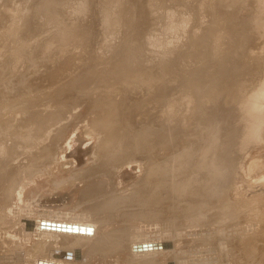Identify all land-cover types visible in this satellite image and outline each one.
Returning a JSON list of instances; mask_svg holds the SVG:
<instances>
[{"label": "bare ground", "instance_id": "bare-ground-1", "mask_svg": "<svg viewBox=\"0 0 264 264\" xmlns=\"http://www.w3.org/2000/svg\"><path fill=\"white\" fill-rule=\"evenodd\" d=\"M66 1L57 3L59 7L64 6V4L66 6L70 0ZM189 1L147 0V3L152 12L164 11L162 13L164 17L162 23H167L166 21L171 18L178 20L182 16L176 15L178 11L171 10L167 5L172 4L170 7H174L175 4L181 6ZM246 2L249 6V10H247L249 12L244 18L242 16H240L241 18L238 17L239 14L229 15L230 11L221 10L225 17L218 19V22L224 24L227 31L224 41L216 47L218 52L238 55L244 51L245 47L248 49L249 44L257 42L261 34L263 35L264 27L259 21L262 19L263 9H260L264 7V0H246ZM207 3L208 0H204V3H200L198 7L199 10L201 8L204 15L207 9L213 13L216 6L224 7L227 10L240 7L239 0H217L215 5ZM20 15L19 18L21 19ZM144 18L146 19L145 16ZM144 18L142 17L143 20L139 22L146 21ZM13 19H16V17H13ZM117 21L120 25L124 23L121 13H118ZM13 23L16 24L15 21ZM174 27H176L174 31L178 34L185 31L182 21L175 23ZM250 31H255L256 37L251 35ZM249 32L254 38L249 35ZM52 37H50L47 44L48 51H51L56 44ZM261 46H257L260 53ZM141 48L142 44H134L131 50L133 53H140ZM262 48H264V45ZM210 53L215 54V50L210 49ZM262 53L264 54L263 50ZM261 54L258 56H260L259 59L263 63L264 56L263 54L261 56ZM255 55L254 60L252 58L248 59L247 56L249 55L246 56V62L251 60L250 65H248L249 62L245 63V66L244 63H241L244 67L248 65L249 70L247 67L244 68L234 63L235 66L244 69L243 73L246 69L249 71V74L244 75L240 71L244 77L232 74L227 59L217 63L213 72L219 75L215 77V84L209 87H202L204 82L197 70L192 72V76L188 81L183 80L181 83L170 86L168 84L157 85L153 83L151 76L155 73L147 71L139 76L137 82L141 84H133L132 89L123 90L121 84L117 88L114 87L112 89L114 99H108L99 112H92L90 116H87L86 112H72L69 116L57 117L45 113V111L38 118H30L31 122L30 120L24 124L22 122L21 127H15L16 123L14 126L12 125L19 128L14 133L1 127L0 177L3 173H6V169H9L11 164H14L10 160L17 142L24 141L23 139L20 141L22 136L24 137L28 132H31L32 138L31 136L29 138L32 142L35 141V147L29 151L27 150L29 157L26 158L25 162H20L21 164L17 166L13 165L14 168L11 166V171L4 174V177L2 176L5 181L0 182V264H29V259L35 253H37L35 255L40 254L39 256H41L47 253L49 249L52 251V248L58 251L54 253L52 251L54 255L50 257L59 260H52L49 257H47L48 259L37 258L34 259V264H37L38 261V264H46L45 262L71 264L69 261L75 259L74 262L80 264L85 262L86 264H92L93 262L101 264L109 259L115 261L112 264H178L183 260L192 262V264H196L194 262L212 264L210 261L207 263L205 256L208 254L207 250L211 249L213 240L207 243V238L194 237L195 239L190 244L203 250L200 255L199 252L195 253L196 251L190 252L189 247L186 245H184L186 248H183L178 239L183 233L182 230L188 232V234L186 233L188 236H192V231L215 227H219L222 234L226 232L227 228L240 227V229L233 233L236 234L235 237L227 239L225 245L223 243L220 249L214 250L216 257L214 264H264V229L261 228V231L249 235L245 233V229L248 227L242 228L245 223L244 215L247 216V220L251 219L254 224L258 222L260 227L264 226V217L256 206L249 204L244 198L235 197L236 195L230 194L229 191V186L234 185L232 182L231 185L229 183L231 181L229 168L232 166V160H236L238 157L237 154L231 153V148L236 143V146L238 144H244L245 146L249 143L252 144L254 141L260 140L261 143V140H264L262 139L264 111H262L261 108L263 107L260 105L261 100L264 98V64L259 63L258 58H256L257 54ZM261 57L263 58L261 59ZM186 58L187 55L181 56L183 61H186ZM189 59L188 57L187 60L189 61ZM72 61L70 62L74 63ZM236 69L238 70V68ZM222 71L229 72L223 74ZM46 77L50 81L51 77L49 75H46ZM120 78L122 76L109 79L118 81ZM43 80H46L45 77ZM40 81L42 79L38 82L43 85ZM236 82L240 89L244 87V91H242L243 100L238 101L237 104L232 103L230 114L224 115L221 120L211 123V120L217 117V114L213 113L222 110V107H227L223 106L228 100L227 91H231ZM57 91L60 90H53V92ZM124 92L137 94V98L132 102L122 100L119 102L118 97L122 96ZM47 103L50 102L47 101ZM263 103L262 101V105H264ZM50 105H54V103ZM56 106L55 104L52 109H55ZM201 106L204 108L200 109ZM87 108L88 106L86 110ZM194 108H196L195 113L193 112ZM240 110H244V113ZM18 113L20 114V112ZM83 114L86 115V118ZM238 114L241 115V119L236 117ZM230 115L233 116V119L230 120L229 125L224 130L225 144L221 153L214 152L212 147L214 145H211L214 144L213 136L211 137L213 142H210L211 138L207 137L210 132L205 133L208 129L202 130L206 134V136H203L202 127L197 132L198 129H194L195 124L190 126L192 128L189 133L190 137L185 136L188 137L190 145L188 146V142H185L187 143L185 148L183 144L182 147L178 148L175 137L180 136V134L176 136L175 134H177V131L182 130V127H184L182 123L185 121L198 118L196 123L203 126L208 120L213 127L217 123L218 129L221 130V124ZM171 117H173L172 122L174 121L175 127L169 125L171 121L169 118ZM83 118L85 119L83 120ZM18 120H20V117ZM81 120L85 125L82 131L86 132L83 134L94 142L93 152L88 162L74 175L72 173V178H70L72 175L68 177L69 174L66 176L70 179H64L65 176L62 179L60 169L63 164L60 161L56 162V159H59L57 155L60 149L63 148L60 146L61 140L69 131L68 129ZM183 136L181 134L182 138ZM29 145L30 143L26 147L28 148ZM216 154L221 155L223 158L221 162L218 161L219 155ZM224 154L226 156L223 157ZM25 156H27L26 153ZM235 160H233V163ZM56 163L61 164V167L60 165L57 166ZM239 164L240 162H238ZM132 166L137 167L138 176L133 181L123 182L122 176L125 173L123 170ZM66 170L67 172L64 173L68 174L70 169L69 171L68 168ZM51 176H55L56 180L49 181L47 177ZM0 180L2 181L1 178ZM37 181H43L51 188H71V185L75 187L72 184L74 181H79L80 184L77 186V199L74 198V194L73 198L76 200L72 201V207L70 206L73 209V203L76 205L75 210L73 209L74 212L73 210L72 213L71 210H68L70 213L58 212V217H55V219L42 218L43 220L37 221L38 224H40V221L45 222L44 227L40 230L43 235L39 238L40 241L46 242L40 243L34 251L26 252L21 245L13 242V238L10 237V230L19 222H17V215L15 216L16 208H18L15 207L16 203L13 206L15 207V213L9 211V208L12 209L9 204L13 203L10 200L15 194H22L28 182ZM217 185L218 188H216ZM67 209L69 208L67 207ZM64 211L67 210L64 209ZM244 211H246V214ZM225 219L230 220L227 225L222 223ZM247 220L245 221L247 222ZM49 224L69 225L70 228L72 227V231L51 230L47 228ZM144 226L146 229L151 228L152 231L147 232L144 230ZM74 231L79 232L73 233ZM188 236L185 235V237ZM215 240L217 242V239ZM132 245H134V252L131 251ZM73 253L77 258L71 260L70 257L72 256V259L74 257ZM180 259L182 260L180 261Z\"/></svg>", "mask_w": 264, "mask_h": 264}, {"label": "rangeland", "instance_id": "rangeland-1", "mask_svg": "<svg viewBox=\"0 0 264 264\" xmlns=\"http://www.w3.org/2000/svg\"><path fill=\"white\" fill-rule=\"evenodd\" d=\"M61 1L66 0H0V128L3 127L4 130L14 133L15 130H19V128L15 127H21L24 123L29 122V120L31 122L30 118H38L44 114L45 111V113H50L57 117L69 116L72 112H86L87 116H90L92 112H99L108 99H114L112 90L114 87L117 88L118 85L121 84L123 90H125L132 89L133 84H141L137 81L143 72L149 71L155 73L151 76L153 83L157 85L168 84V86H170L181 83L183 80L188 81L192 76V72L197 70L200 72L199 74L202 76L204 82L202 87H209L215 84V77L219 75L213 72L215 65L219 62H223L227 59L232 74L236 76L241 75L242 77H244V74H249L248 65H250L251 60L248 61V59L252 58V60H254V55L257 54L256 58H258L259 63H261L259 59L260 56L258 55L262 53V50L264 51V48H262L264 45V31L257 42L249 44V48L247 49V47H245L247 50L244 48V51L238 55L222 54V52H218L216 49L217 45H220L221 42L224 41L227 31L226 26L218 22V19L220 20L222 17H225L221 10L230 11L229 15L239 14L238 17L242 16L244 18L249 12L247 11L249 10V6L246 0H239L240 7H234L230 10L221 6H216L214 8L215 11L211 13L208 9L206 10L204 8L203 10H206L205 15L201 8L200 10L198 9L200 3H204V0H190L188 3L185 2V4L181 6L175 4L174 7H170L172 4H168V8L173 11H178L176 15L182 16H180L178 20L171 18L166 21L167 23H162L164 18L162 13H164V11L152 12L147 0H70L66 6L64 4V6L59 7L58 3H61ZM216 1L217 0H208L207 4L213 3L212 5H215ZM179 7H181V9H179ZM23 8H25V10H23ZM262 9V19L260 17L261 20L259 23L264 27V7L260 10ZM167 11H169V9H167ZM118 13H121L124 18V23L121 25L117 21ZM218 14H220L219 17ZM13 17H16V19H13ZM142 17L147 22L143 21L140 23L139 21L143 20ZM185 17L186 21L184 22ZM13 20L18 25L14 24ZM181 21L183 22L185 31L184 33L182 32V34H178L174 31V28H176L174 26L175 23ZM250 32L251 35L256 37L255 31ZM51 36H53L52 39L56 41V44L51 51H48L47 44ZM251 37L254 38L253 36ZM134 44H142L140 53L132 52L131 48ZM181 45H183V47H181ZM257 46H261V53ZM210 49L215 50V54L210 53ZM182 55H187V58H190L189 61L187 58L186 61H183L181 59ZM239 55L244 58L241 59L242 57ZM129 56L131 57L127 60ZM246 56L249 63L245 60ZM262 58L263 57H261V59ZM262 62L261 64L263 65L264 58ZM234 63L241 67L248 63L246 66L248 70H245V72H248L243 73L244 69H240V67L237 65L235 66ZM241 63L244 64L242 65ZM236 68H238V70ZM235 69L239 73L242 71L241 73L243 75L241 73H238V75ZM228 72L229 71H222L223 74H228ZM126 74L128 75L126 76ZM46 75L51 77L50 81L47 80ZM43 76L47 82L43 80ZM119 76H122V78L119 79L121 81L109 79ZM41 79L42 81L40 82L43 83V85L38 82ZM43 81L47 83V85H45ZM237 82L234 83L231 91H227L228 100L223 106H227L228 108L222 107V110H217L213 113L215 115L217 114V117H214L211 123L221 120L224 115L230 114L232 109L230 105L232 103L237 104L238 101L243 100L242 91H244V87L240 89ZM56 89L60 91L53 92V90ZM135 98H137V94H128L124 92L122 96L118 97V100L119 102H121V100L124 102H132ZM47 101L50 103H47ZM262 101L264 102V98L260 103L261 107L264 108ZM52 103H54V105H50ZM47 104L50 107H48ZM55 104L57 105L56 108L52 109ZM87 106L88 108L86 110ZM202 108L204 107L201 106L200 109ZM263 108H261L262 111H264ZM241 111L244 113V110H240V112ZM18 112H20V114ZM193 112H196V108L193 109ZM84 116L86 118V115ZM17 117H20V120L22 119L21 122ZM232 117L231 115L230 117L227 116L220 126V128L222 127L221 130L218 129L217 123L213 127L209 124L208 120V123L206 121L203 126L196 123L198 118L185 121L182 123L184 125L182 130H179L180 132L177 131V134H175V136L180 134V136L175 137L178 148L182 147V144L184 148L186 147L185 144L187 143L185 142H188L190 129H192L190 126L195 124L194 129H198L197 132L201 129L200 127H202L201 131L203 129L212 131V134L211 131L208 130L205 131V133L207 134V132H210V135L207 134V137L211 138L213 136L214 142L212 138L209 139L210 142L214 143L211 144L214 145L212 146L214 152L221 153L224 148L223 145L225 144L223 133L225 128L229 125L230 120L233 119ZM236 117L241 119V115L239 114ZM85 118H83V120ZM169 119L171 120L169 125L175 127L174 121L172 122L173 117ZM83 120L71 126L67 134L61 140L60 146L63 148L61 147L62 149H60L57 155L60 160L57 158L56 162L58 163L60 161L66 169L68 168V171L69 169L71 171L65 174L67 170L65 169V171L62 165L64 170L63 171L62 168L60 169V176L62 175V179L64 176V179L70 177L72 173L74 175V173L79 171L85 163L88 162L92 155L94 142L83 134L86 133L82 131L85 126ZM14 124L15 127H13ZM206 124L207 126H205ZM181 134L184 135L183 138ZM202 134L206 136L203 131ZM187 135L188 137H185ZM30 136L32 138L31 132H28L24 137L22 136L20 141L22 139L24 141H18L16 147H14V154L10 160L12 161L11 163H14V166L24 163L26 158L29 157L28 151L35 147V141L32 142L29 138ZM263 136L264 132L262 133V139H264ZM181 140L182 142L183 140L187 141L182 143ZM259 141H254L252 144L249 143L245 146L244 144H240L241 146L238 144L236 146V143L231 148V153L237 154L238 157L236 160L233 159L235 160L234 163L232 160V166L229 168L231 174V181L229 183L230 185L234 183V185H231L233 188L229 186L230 190H228L230 194L236 195L235 197L244 198L249 204L256 206L260 214L264 217V140H261V143ZM25 143L27 146L30 143L28 148ZM187 145H190L189 142ZM25 153L27 156H25ZM226 154H224L223 157L226 156ZM222 160L223 158L219 155L218 161L221 162ZM238 162H240V166ZM57 163L56 165H60L61 167V164L58 165ZM13 165L11 164L14 168ZM11 166L9 169H6V173L11 171ZM123 171L125 172L122 176L123 182L133 181L138 176L137 167L135 168L132 166L125 168ZM61 172L65 173L62 174ZM6 173H3L2 176L4 177ZM66 175L69 176L67 177ZM73 175L70 178H72ZM2 176L0 177L2 179L0 182L5 181ZM54 177L51 176L47 178L49 181H53L55 179ZM72 184L75 187L71 185V188H51L43 181L28 182L21 195L15 194L12 200H10V202L13 203L9 204L12 208L11 210L9 208V211L15 213L14 208H19H16L18 212L16 211L15 214V216L17 215L18 217L17 222L19 223H16V226L10 230V237L14 239H12V241L21 245L26 252L34 251L40 243L46 242L40 241L39 238V236L41 237L43 235L40 230L44 227L42 224L45 222L40 221V224H38L37 221L48 218L55 219L61 212L64 213L71 210L70 212L72 213V210H75L74 207L76 205L74 203L73 209L70 208V206L72 207V201L74 202L77 199L76 191L80 183L79 181H74ZM218 187L217 185L216 188ZM73 196L76 198L75 200ZM21 204L23 207H21ZM14 205L15 207H13ZM67 207L69 209H67ZM13 209L14 211H12ZM64 209L67 211H64ZM244 212L246 214V211ZM235 213L237 214V212ZM246 217L244 215L245 223L242 227L244 229L248 227L245 229L246 234L250 235L251 233H257L259 230L261 231V228L264 229V226L260 227L258 222L254 224L251 219H249V221ZM245 220H247V222ZM229 221V219H225L222 223L227 225ZM50 225L51 224L47 225V228L52 230L53 228ZM143 228L147 232L152 231L151 228L146 229L145 226ZM239 229L240 227L227 228L224 234L229 235L220 233L219 227L208 228L207 230H195L191 232L193 237L191 235L188 236V232L182 230L183 233L180 231L182 235L178 241L181 242L183 248L188 246L190 252L196 251L195 253L199 252L201 255L203 250L199 247L196 248V246H191L190 243L197 238V236L200 238H207V243L213 240L211 249L207 250L209 255L206 254L205 258H207V263L210 261L214 264L216 259L214 250L220 249L223 243L225 245L227 239L235 237L236 234L233 233L239 231ZM77 232L79 231H74L73 233ZM231 232L232 234H230ZM185 235L188 237H185ZM37 238L39 239L35 241ZM215 239H217V242H215ZM185 242H187L188 245L187 243L185 244ZM52 251L54 253L58 250L52 248ZM52 251L49 249L47 253L41 256H39V253V255H35L37 254L35 253L33 257L29 259V264H34L37 258L48 259L47 257H49V259L52 258V260H55L56 258L50 257L54 255ZM131 251L134 252V245H132ZM79 254L78 252V255ZM73 256V259L71 258L72 256L70 257L71 260L77 258L74 253ZM181 260L182 259H180V261ZM74 261H76V259ZM74 261H69V263H78ZM105 261L101 264H105ZM183 261H181V263L178 262V264H182V262L183 264H192V262ZM114 262L113 259H109L106 261V264H112ZM201 262L204 261L202 260ZM93 263L95 264L98 262ZM194 263L198 264V262ZM84 264H86V262Z\"/></svg>", "mask_w": 264, "mask_h": 264}, {"label": "water", "instance_id": "water-1", "mask_svg": "<svg viewBox=\"0 0 264 264\" xmlns=\"http://www.w3.org/2000/svg\"><path fill=\"white\" fill-rule=\"evenodd\" d=\"M42 225H43V224H42ZM51 226H52L53 229H56V230L72 231V227L70 228L69 225H59V224H57V225H53V224H51Z\"/></svg>", "mask_w": 264, "mask_h": 264}]
</instances>
